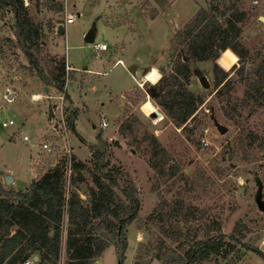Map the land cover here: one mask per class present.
I'll return each instance as SVG.
<instances>
[{
    "label": "rangeland",
    "instance_id": "374dc122",
    "mask_svg": "<svg viewBox=\"0 0 264 264\" xmlns=\"http://www.w3.org/2000/svg\"><path fill=\"white\" fill-rule=\"evenodd\" d=\"M25 1L23 6L27 15L38 26L35 36L37 47L34 43L28 46L37 68L28 63L21 52L22 44L13 35L14 19L10 5L0 7V118H10L14 122L6 128L0 126V143L6 140L8 132L13 134L8 148L0 150V170L10 169L18 177L21 175L24 182L29 181V151L35 150L36 138L44 133L57 138L47 118L51 109L55 110L61 101L63 116L73 107L77 108L75 120L84 143L73 139L70 148L75 152L71 153V162L72 167L79 163L85 166V170L74 168L68 178L67 191L66 183H63L64 195L74 190L82 203L89 206L87 195L90 190L96 191L97 186L91 171L88 145L94 143L96 133H100L108 143L103 159L108 166L121 172V175H116L119 187L132 182L136 188L139 209L125 227L127 245L121 264H132L136 259L160 264L153 258L160 249L169 248L179 254L195 240H203L219 232L226 236L234 233L241 242L264 253V217L254 203L257 181L261 184V199L264 200V108L250 102L248 105L225 104L212 95L216 89L214 61L189 65L191 75L186 88L193 94H199L202 101L196 107L199 111L194 119L183 129L173 125L166 115L163 120H159L157 113L152 117L154 112L151 107H146L150 102L165 114L157 105L156 98L176 55L169 49L174 30L181 28L198 7L210 5L221 12L224 6L233 3L243 5L251 12L248 9L251 0ZM263 11L264 0H257L253 15L239 23V40L252 58L264 55L261 29L264 25L257 19ZM75 12L78 14L75 21L58 33L56 28L62 23L64 13ZM85 32H89L88 42L83 40ZM91 41H105L110 52L93 54L89 47ZM114 59L115 63L118 60L123 62L132 79L118 68L109 75L113 82H105L102 75L73 68L96 65L104 70ZM58 62H63L62 85L71 99L53 97L49 104L43 95L61 96V92L41 82L38 74L42 72L50 76ZM238 65L239 60L231 72ZM153 69L164 72L163 76L160 73L161 79L155 86L146 82ZM221 72L228 77L225 71ZM199 75L206 78L208 87L199 83ZM114 81L121 87L116 88ZM45 86L47 90H44ZM6 88L14 92L12 98H8ZM35 93L42 98L30 100ZM242 93L243 87L236 83L231 95L239 99ZM41 110L42 120L38 117ZM102 121L106 123L104 127L100 126ZM121 123L123 132L120 134L118 127ZM216 123L225 131L220 132ZM22 135H26L28 140L19 141ZM149 135L154 136L166 152L167 165L178 167L174 174L159 179L157 193L151 190L155 177L149 167ZM92 137V141L86 140ZM60 156L59 152L48 156L41 152L42 160L36 177L51 169V161L64 162ZM16 184L24 185L18 181ZM114 192L117 201L123 200L118 189ZM158 200L165 203L163 210H167L166 213H172V209L177 213V218L170 217L166 223L179 229L177 241L165 237L162 229L148 219ZM224 241L228 240L224 238ZM139 243L144 246L140 247ZM235 247L237 251H229L227 258L210 254L199 264H264L250 251L238 245ZM97 258L95 264H118L112 245H108ZM65 260L62 245L58 264H65Z\"/></svg>",
    "mask_w": 264,
    "mask_h": 264
},
{
    "label": "trees",
    "instance_id": "16d2710c",
    "mask_svg": "<svg viewBox=\"0 0 264 264\" xmlns=\"http://www.w3.org/2000/svg\"><path fill=\"white\" fill-rule=\"evenodd\" d=\"M7 5L11 7L13 35L22 44L21 52L28 63L37 68L28 46L34 43V47H37L35 36L38 26L30 20L22 0H0L1 8ZM254 8L250 3L248 9L251 12L245 6L233 3L224 6L221 12L210 5L198 7L181 28L174 30L169 49L175 51L176 55L170 63V72L165 76L163 87L158 89L156 103L180 130L194 119L199 111H196V107L202 101L199 94H193L186 88L192 62L214 61L218 68L213 67L216 89L212 95L221 102H232L234 106L236 103L248 105L250 102L264 108V55L250 57L239 40V23L253 15ZM226 53H231V56ZM233 54L238 57L235 62L232 60ZM238 60V67L231 72ZM50 73V76H45L40 72V81L54 87L69 100L62 85L63 62H58ZM160 73L164 75L161 69ZM230 73L235 79L229 76ZM236 83L243 87L239 99L231 95ZM76 115L77 108L73 107L64 116V121L70 132L84 143L74 128ZM122 128L123 123L118 127L120 134ZM94 140L88 146L97 190H90L87 195L88 207L82 203L76 191L70 190L67 196L64 195L63 177L57 167L40 173L24 191L12 187L5 189L0 184V264H58L62 245L66 255L65 264H90L108 245L113 246L117 263L121 264L127 245L125 227L139 209L138 194L132 182L119 187L116 175H121V172L116 167L108 166L103 159L108 143L100 133L95 134ZM148 142L151 149L149 167L155 177L151 190L157 193L159 179L174 174L178 167L167 165V154L154 136L149 135ZM74 168L85 170L81 163L74 164ZM115 189L120 191L123 200L117 201ZM163 204L158 200L148 219L162 229L165 237L177 241L179 229L166 224L170 217L177 218V213L173 209L172 213H166ZM167 207L169 209V205ZM224 238L228 241L225 242ZM235 245L255 254L264 263V253L259 249L241 242L234 233L226 236L221 232L195 240L186 249H181L179 254L169 248L160 249L153 258L160 264H199L210 254L227 258L229 251H237ZM139 246L143 247L144 244L139 243ZM33 256H36L35 260ZM132 264L148 262L136 259Z\"/></svg>",
    "mask_w": 264,
    "mask_h": 264
},
{
    "label": "built area",
    "instance_id": "2783aa9c",
    "mask_svg": "<svg viewBox=\"0 0 264 264\" xmlns=\"http://www.w3.org/2000/svg\"><path fill=\"white\" fill-rule=\"evenodd\" d=\"M257 3V0H251V5L255 6ZM76 16L78 14L75 13H64L63 15V21L62 23H59L63 27L65 25L70 24L75 21ZM57 26V25H56ZM263 35H264V29H263ZM90 48L95 51V52H105L110 49V46L105 42L101 41L98 43H91ZM119 61V60H118ZM236 65V64H235ZM67 68V66H66ZM40 99L42 98V95H39ZM43 97H46L45 99L49 100V104L51 103L50 99L55 97L56 99H62L63 95L61 93V96H51V95H43ZM30 100H37L33 98V95H31ZM52 116H55L53 118ZM57 120H54L56 119ZM47 122L51 123L50 127L54 129V133L57 134V138L54 137L53 135H47V134H42L40 137L36 138V141L38 143L39 150L42 152V154L45 155H53L56 152H59L61 154V158L63 157L64 162H60L59 160L51 161L50 162V168H53L54 166L59 168L62 177H63V183H66V191L68 189V178L69 175L74 171V167H72V162H71V153L72 150L68 144V134L69 129L66 127L65 121H64V116L61 111V101L59 102L58 106L55 107L54 109H51L50 116L47 118ZM14 124L13 120L8 118V119H2L0 118V126L2 128H6L9 126H12ZM105 122L102 121L100 123L101 127L105 126ZM21 139L23 141H27L28 137L26 135H22ZM58 165V166H57ZM65 171V172H64ZM64 187V184H63Z\"/></svg>",
    "mask_w": 264,
    "mask_h": 264
},
{
    "label": "crops",
    "instance_id": "0c3cea01",
    "mask_svg": "<svg viewBox=\"0 0 264 264\" xmlns=\"http://www.w3.org/2000/svg\"><path fill=\"white\" fill-rule=\"evenodd\" d=\"M195 11V10H194ZM193 11V12H194ZM264 12V11H263ZM260 15H262V16H264V13L263 14H260ZM259 24V23H258ZM62 26V25H61ZM64 27L62 26V29H63ZM261 29H264V27L263 26H261ZM63 31V30H62ZM91 43H98V42H90L89 43V47H90V44ZM91 49V48H90ZM93 52V51H92ZM110 52V49H109V51H105V52H93V54H97V55H101V54H105V53H109ZM115 60L116 59H114L113 60V62H112V64L110 65V66H108V67H106L104 70H102L101 68L102 67H98V66H96V65H94L93 67H81V66H78V67H73L75 70H78V71H83V72H85V73H88V74H92V75H102V80H104L105 82H113V80L109 77V75L112 73V71L113 70H116V68H118V69H120V71L124 74V75H128L129 77H130V79H132V76H131V74H130V72H129V70H127V68L125 67V66H123V62L121 61V60H119V61H117L116 63H115ZM135 79V78H134ZM114 85H116V88H118V87H121V85H117L116 84V82L114 81V83H113ZM52 89V88H51ZM6 90L7 91H9L8 93H10V94H8L7 93V96H8V98L11 96V98L13 97V95H14V92L13 91H10L8 88H6ZM50 90V89H49ZM67 93V92H66ZM70 98V97H69ZM71 99V98H70ZM38 117L42 120L43 119V113H42V110H41V112H39V115H38ZM74 128H75V131L79 134V135H81V137L83 138V136H82V134H81V131H80V127H79V124L77 123V120H74ZM2 128V127H1ZM91 136H93V134L91 135ZM12 137H13V134L11 133V132H8L6 135H5V139L6 140H4V141H2L1 143H0V150H3V149H7L8 148V146L10 145V143H11V139H12ZM19 139V141H21V142H25V141H23L20 137L18 138ZM73 139L76 141V142H78L79 140L72 134V133H69L68 134V144H69V146L71 145V142H73ZM86 139V138H85ZM87 141H92L93 140V137L91 138V139H86ZM81 143V142H80ZM34 146H35V150H33V151H29V160H28V167H27V169H28V171H29V181L28 180H26L25 182H24V180H23V178H22V176L20 175V177H18L19 175H17V174H15V172H11V170L10 169H4V168H2V170H0V184L5 188V189H7L8 187H12V189H14V190H20V191H24L27 187H28V185H29V183L32 181V180H34L35 178H36V172H37V170H39V168H38V165H40L39 164V162H41V157H40V154H41V151L39 150V147H38V143H36V144H34ZM72 151H74L75 152V150L74 149H72ZM8 173V174H7ZM9 175V174H11V182L8 184V185H6V184H4V182H3V177H4V175ZM16 181H18V182H20L21 184H24L22 187H20V186H18L17 184H16ZM76 190V189H75ZM98 260V258H96V259H94L92 262H91V264H95L96 263V261Z\"/></svg>",
    "mask_w": 264,
    "mask_h": 264
},
{
    "label": "water",
    "instance_id": "95a60500",
    "mask_svg": "<svg viewBox=\"0 0 264 264\" xmlns=\"http://www.w3.org/2000/svg\"><path fill=\"white\" fill-rule=\"evenodd\" d=\"M24 4H26V1L23 0ZM257 19L264 25V16L262 15H258L257 16ZM56 31L59 33L62 31V26L61 25H58L57 28H56ZM89 32H85L84 35H83V40L85 42H88L89 41ZM198 81L199 83L203 86V87H208V82L206 80V78L203 76V75H199L198 77ZM44 90H47L46 86L44 87ZM50 113V111L48 112ZM156 114V112H154L151 116L153 117L154 115ZM216 126L218 128V130L220 132H224L225 131V128L218 125L216 123ZM3 182L4 184L8 185L10 182H11V177L6 175L3 177ZM257 184V187H256V192H255V196H254V203L257 207L258 210H260V212L262 213L263 217H264V200L261 199V184L259 181L256 182ZM87 200H89V198L87 197ZM33 260L36 259V256H33L32 258Z\"/></svg>",
    "mask_w": 264,
    "mask_h": 264
},
{
    "label": "clouds",
    "instance_id": "9594fccd",
    "mask_svg": "<svg viewBox=\"0 0 264 264\" xmlns=\"http://www.w3.org/2000/svg\"><path fill=\"white\" fill-rule=\"evenodd\" d=\"M233 57L235 58L234 62L238 59V57H236L233 54ZM219 63V62H218ZM221 67L223 68L224 66L221 65ZM227 70V69H225ZM161 79V74L158 72V70L153 69L151 70V72L147 75L146 77V82H150L153 86L157 85L159 80ZM34 99H40L39 96L34 97ZM149 106L151 107V111L152 112H156L158 114L159 120H163L165 118V114L162 113L160 111V109L157 106H153L151 105V103L149 102ZM145 115H149V113H145Z\"/></svg>",
    "mask_w": 264,
    "mask_h": 264
},
{
    "label": "snow or ice",
    "instance_id": "6c2138e0",
    "mask_svg": "<svg viewBox=\"0 0 264 264\" xmlns=\"http://www.w3.org/2000/svg\"><path fill=\"white\" fill-rule=\"evenodd\" d=\"M226 55H229V56H231V53H226ZM232 60H233V62H234L235 58H234V57H232ZM146 107H150V106H146Z\"/></svg>",
    "mask_w": 264,
    "mask_h": 264
},
{
    "label": "bare ground",
    "instance_id": "6f19581e",
    "mask_svg": "<svg viewBox=\"0 0 264 264\" xmlns=\"http://www.w3.org/2000/svg\"><path fill=\"white\" fill-rule=\"evenodd\" d=\"M36 96H39V94H37V93L33 94V98L36 97Z\"/></svg>",
    "mask_w": 264,
    "mask_h": 264
}]
</instances>
